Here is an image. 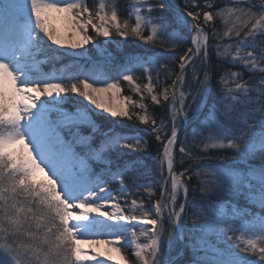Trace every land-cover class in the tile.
Here are the masks:
<instances>
[{
	"label": "snow or ice",
	"instance_id": "6c2138e0",
	"mask_svg": "<svg viewBox=\"0 0 264 264\" xmlns=\"http://www.w3.org/2000/svg\"><path fill=\"white\" fill-rule=\"evenodd\" d=\"M113 37L151 47L88 67ZM184 251L264 264V0H0V264Z\"/></svg>",
	"mask_w": 264,
	"mask_h": 264
},
{
	"label": "rangeland",
	"instance_id": "374dc122",
	"mask_svg": "<svg viewBox=\"0 0 264 264\" xmlns=\"http://www.w3.org/2000/svg\"><path fill=\"white\" fill-rule=\"evenodd\" d=\"M91 3H92V0H91ZM123 3V2H122ZM182 4H183V0H182ZM178 6V5H177ZM180 7V6H179ZM182 8V7H181ZM56 27L57 28H59V29H61V30H63V24L62 23H59V22H57L56 23ZM101 40H103V38H101ZM112 40H113V42L112 43H108V42H105L104 44H103V46H102V49H101V51L103 52V54H97V51H95V50H93L91 53H89V55L91 56V60L90 61H88V63H87V66L88 67H93V63L95 64V68H96V70L98 71V72H102L103 73V70H104V66H105V64L107 63V58H108V56L110 55L111 56V58L113 57L114 58V56H116L118 53H116V52H119V53H122V42H124V40H121V38H119V37H113L112 38ZM117 40H120V43L119 44H117V43H115V41H117ZM139 42H141V41H139ZM100 43V41H98V44ZM142 45H145V44H143V43H141ZM188 45H185V46H183V48H186ZM87 47H89L90 49L92 48V46L91 45H88ZM183 48H178V49H176V51L178 52V53H182V51H183ZM103 49H106V52H104L103 51ZM115 51V52H114ZM125 52V51H124ZM127 53H125V55H135V54H143V55H147L148 54V52H133L132 51V53L130 54V52H128V51H126ZM69 61L68 60H63L62 62H59L60 64H56V67L57 68H59V67H61L63 64H66V63H68ZM79 63H85V61L84 60H80L79 61ZM104 64V65H103ZM42 68H43V71H45V72H49V71H51L52 70V67H51V65H49V64H44L43 66H42ZM108 74L109 75H113L112 73H110V72H108ZM136 75L137 76H140L141 77V81H143V76H142V73H140L139 71H137L136 72ZM191 76V71L189 70V77ZM101 78H103V77H101ZM122 87L124 88V94H130L129 93V90H128V88H127V85H126V82H123L122 81ZM185 90L187 91V87H185ZM42 99H45V98H43L42 97ZM76 99H79L78 97L76 98ZM149 103H150V101H149ZM63 107L66 109V110H68V111H73L74 110V102H66L64 105H63ZM155 107H158V106H155ZM162 110V109H161ZM162 115H165V109H163L162 110V113L158 116V117H160V116H162ZM190 115H191V113H190ZM191 126V125H190ZM142 128V127H141ZM180 139H183V132L181 133V135H180ZM212 163V162H211ZM216 163H220V161L219 162H216ZM216 163H213V164H216ZM41 176H43V174L41 173L40 174ZM113 187L115 188L116 186L115 185H113ZM197 195L196 196H199V191H198V193H196ZM191 199H192V196H191V198H190V201L189 202H191ZM244 202H245V204H244ZM247 204V202L246 201H244L243 199L240 201V206L241 207H243V206H245ZM247 207H249L252 211H259V209L258 208H256V206H254V205H250V204H247ZM255 207V208H254ZM96 239H101V238H99V237H97ZM141 240H142V242H143V238H141ZM181 248H182V246L179 244V243H177V244H175L174 245V247H173V252H172V255L174 256V257H176V255H177V253L178 252H180L181 251ZM190 252H188V251H184L182 254H181V257H180V259L178 260L177 259V264H186V261L188 260V259H190ZM112 264H114V262H112Z\"/></svg>",
	"mask_w": 264,
	"mask_h": 264
},
{
	"label": "trees",
	"instance_id": "16d2710c",
	"mask_svg": "<svg viewBox=\"0 0 264 264\" xmlns=\"http://www.w3.org/2000/svg\"><path fill=\"white\" fill-rule=\"evenodd\" d=\"M121 2H123V0H121ZM173 3L174 4H176V5H178V6H180V7H183V4H182V0H173ZM89 4L91 5V0H89ZM142 42H139L138 40H135V39H132V38H129L128 40H124V42H122V54H125V53H127L126 51H128V52H130V54L132 53V51L134 52H148L147 50L151 47L150 45H142L141 44ZM125 51V52H124ZM115 52V51H114ZM116 53H118L116 56H114V63H115V66H117V61L119 62V61H122L120 58H119V54H121V53H119V52H116ZM63 61V60H62ZM59 63V62H58ZM110 65H112V64H110ZM149 103V102H148ZM150 104V103H149ZM164 109V108H162V107H160V106H158V107H155L154 105H151L150 104V111H153L156 115H157V117L162 113V110ZM138 127H143V126H139L138 125ZM224 153H220V155H223ZM213 155H216V153H213ZM210 162H212V163H216V162H219V161H217V160H212V161H210ZM220 163H221V161H220ZM255 163H259V161L257 160ZM192 183L193 184H195L196 183V181L195 180H193L192 181ZM196 193H198V190H197V192ZM195 195H197V194H195ZM191 196H192V194L190 193V198H191ZM244 204H245V202H244ZM255 208V207H254ZM181 252V251H180ZM177 256V255H176Z\"/></svg>",
	"mask_w": 264,
	"mask_h": 264
},
{
	"label": "bare ground",
	"instance_id": "6f19581e",
	"mask_svg": "<svg viewBox=\"0 0 264 264\" xmlns=\"http://www.w3.org/2000/svg\"><path fill=\"white\" fill-rule=\"evenodd\" d=\"M126 56H128V55H125V54H119V58L122 60V61H117V65L118 64H121V63H123L124 62V58L126 57ZM114 61V58L112 57V59H111V64L112 65H109V63L107 62L106 64H105V66H104V70H103V73H108V72H110V73H112L113 74V76L115 75V70H116V66H115V63L113 62ZM62 62V61H61ZM57 64H60V63H57ZM104 65V64H103ZM101 219H104L103 217H101ZM99 238H101V239H109L110 237H107V236H104V235H100V236H98ZM90 238H92V239H96L97 237H90ZM88 251H89V253L91 254V249H88ZM108 264H112V262H108Z\"/></svg>",
	"mask_w": 264,
	"mask_h": 264
},
{
	"label": "water",
	"instance_id": "95a60500",
	"mask_svg": "<svg viewBox=\"0 0 264 264\" xmlns=\"http://www.w3.org/2000/svg\"><path fill=\"white\" fill-rule=\"evenodd\" d=\"M177 6V5H176ZM179 7V6H178ZM175 231V230H174ZM181 257V255H179L178 257H177V259H179Z\"/></svg>",
	"mask_w": 264,
	"mask_h": 264
}]
</instances>
